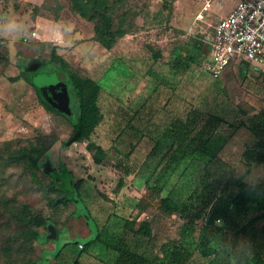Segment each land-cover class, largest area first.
I'll use <instances>...</instances> for the list:
<instances>
[{
	"label": "rangeland",
	"instance_id": "374dc122",
	"mask_svg": "<svg viewBox=\"0 0 264 264\" xmlns=\"http://www.w3.org/2000/svg\"><path fill=\"white\" fill-rule=\"evenodd\" d=\"M206 1L110 0L113 28L130 33L107 50L95 40V23L75 13L70 0H0V264H72L94 237L95 232L88 236L89 226L92 231L98 226L87 218L82 198L73 189L62 197L57 191L62 182L49 174H61L63 166L75 182L84 179L81 195L89 216L103 221L102 228L118 219V236L161 264L165 248L181 242L183 221L161 209L168 193L154 189L152 182L174 145V120L185 119L191 110L225 121L211 147L240 182L264 184V165L248 173L242 163L246 147L264 137L258 125L264 112V73L237 62L220 80L201 72L214 28L238 0H213L205 20L199 21ZM12 22L18 30L9 32ZM191 48L201 51L199 61L175 66L174 56ZM61 60L71 73L102 86L104 119L91 138L106 152L101 166L94 163L89 142L69 145L76 120L48 112L30 83L36 73L60 66ZM240 124L246 127L237 129ZM145 135L150 136L144 140ZM52 141L51 158L46 154L40 160L36 184L25 165L12 157L31 144ZM197 177L198 172L192 186ZM237 192L233 185L224 194L234 198ZM65 199L67 205L62 204ZM30 219L42 224H27ZM147 221L153 230L150 239L138 233ZM244 224L246 238L264 245V190ZM28 228L38 233L36 239L23 236ZM199 233L186 243L194 255L190 264H238L232 254L211 263L202 259L196 248Z\"/></svg>",
	"mask_w": 264,
	"mask_h": 264
},
{
	"label": "trees",
	"instance_id": "16d2710c",
	"mask_svg": "<svg viewBox=\"0 0 264 264\" xmlns=\"http://www.w3.org/2000/svg\"><path fill=\"white\" fill-rule=\"evenodd\" d=\"M70 2L75 13L95 23V40L105 49L111 50L117 40L130 33L123 28H113L110 0H70ZM200 56L201 51L197 48L181 50L174 56L173 63L175 66L184 63L193 64L199 61ZM154 58L158 60L159 54L154 55ZM61 64L49 68L44 73H36L34 77L41 75L44 82L56 91H59L63 84L68 85L72 99L71 116L60 113L45 99L35 85L34 77H31L30 83L48 112L60 114L69 121L73 118L76 120L75 135L77 132L80 134L77 142H89L87 149L94 152V162L102 165L106 152L91 141L92 135L104 119L100 106L102 86L91 77L71 73L64 61ZM224 123L225 121L216 115H205L201 111L191 110L185 119L173 123L170 128L173 131L174 145L163 158L152 187L160 193H168L161 199L160 207L166 214L177 215L183 221L180 230L182 240L165 248L166 258L161 264H190L194 255L186 243L197 232H200L196 245L197 252L208 263L218 261L225 256L231 257L232 254L238 264H264V245L252 244L246 238L244 224L249 218L251 205L256 201L260 191L264 190V184L250 186L240 182L233 168L211 147L213 137ZM258 125L264 128V112ZM243 127H246L245 124H240L237 129ZM55 142L31 144L28 148L17 152L12 157V161L23 163L31 174L33 182L38 184L39 162L49 153ZM242 163L248 173L255 166L264 165V137L246 147L242 154ZM63 169L61 174L53 173V176L63 183L58 185L57 191L63 197L65 192L73 189L81 197L80 189L84 180L74 183L71 174ZM197 172L196 183L192 186V178ZM233 185L238 186V192L234 198H228L224 192ZM121 187L123 184L120 183L119 188ZM68 203V199L62 201L64 205ZM257 219L250 220L248 224L255 223ZM33 221L35 220L30 219L27 224H42L38 219ZM219 222L223 225L219 226ZM200 224H202L201 228ZM119 228V220L116 219L113 225H106L98 230L95 239L83 246L72 264H81L83 254L95 245L117 254L113 264H156L145 252L132 249L124 238L119 237L117 233ZM138 233L150 239L153 234L151 223L143 222ZM23 236L36 239L38 233L28 228ZM240 244L243 248L235 250ZM67 247L65 244L60 253ZM229 247L232 250H229Z\"/></svg>",
	"mask_w": 264,
	"mask_h": 264
},
{
	"label": "built area",
	"instance_id": "2783aa9c",
	"mask_svg": "<svg viewBox=\"0 0 264 264\" xmlns=\"http://www.w3.org/2000/svg\"><path fill=\"white\" fill-rule=\"evenodd\" d=\"M212 5L207 0L197 20H205ZM207 48L202 70L213 80H220L236 62L264 73V0H238L214 28Z\"/></svg>",
	"mask_w": 264,
	"mask_h": 264
},
{
	"label": "crops",
	"instance_id": "0c3cea01",
	"mask_svg": "<svg viewBox=\"0 0 264 264\" xmlns=\"http://www.w3.org/2000/svg\"><path fill=\"white\" fill-rule=\"evenodd\" d=\"M206 49H207V53L205 54V57H204V59L206 58V56H207V54H208V48L206 47ZM201 72L203 73V74H205V75H207V76H209L205 71H203L202 70V66H201ZM181 119L180 118H178V119H176V120H174V123L175 122H179ZM101 125V124H100ZM98 129V128H97ZM150 136V135H149ZM148 135H145L144 136V140L145 139H148L147 137H149ZM153 138V140H155L156 142H157V136L154 134L153 136H152ZM101 147V146H100ZM103 150H104V148H102ZM52 150V149H51ZM51 150L49 151L50 153H48V156L51 158ZM105 151V150H104ZM95 163V162H94ZM96 164V163H95ZM97 165V164H96ZM103 165V164H102ZM98 166H101V165H98ZM63 168H65L70 174H71V172L66 168V166H63V167H61V169H63ZM71 176L73 177V175L71 174ZM71 177V178H72ZM80 180H84L83 178H81V179H79L78 181H80ZM72 181L74 182V183H76V182H78V181H76L75 182V180H74V178H72ZM122 182H124L123 180H120V182L119 183H121V184H123ZM85 183V182H84ZM84 183H83V185H82V187H81V189H80V195L82 194L83 195V189H84ZM119 186H120V184H119ZM118 186V187H119ZM122 188V187H121ZM118 192V191H117ZM117 194V193H116ZM82 195H81V198H82V200L80 201L83 205H85L84 206V212H85V214L87 215V218L89 217V219H90V221H94V222H96L97 223V229L95 230V231H92V229H90V226H89V232H88V236H90V235H92L94 232H95V235H94V237L91 239V240H93V239H95V237L97 236V234H98V230H101L102 229V226L100 225L101 224V222H103V221H101L100 219H97V218H95V217H90L89 216V210H88V207H87V200L84 198V197H82ZM84 196V195H83ZM109 218H110V215L107 217V219L105 220V223L103 224V226H105L106 224H107V222H108V220H109ZM90 221H88V225H89V222ZM90 240V241H91ZM89 241V242H90ZM88 243V242H87ZM86 243V244H87ZM85 244H83L82 245V247L84 246ZM81 246V245H80ZM80 254V252H78L77 253V256ZM116 258H117V254H115V253H113V252H111V251H109V250H107V249H105L104 247H102V246H100V245H95V246H93V247H91V248H89L88 249V251L85 253V254H83V256L81 257V264H113L114 262H115V260H116ZM91 259H93V260H91Z\"/></svg>",
	"mask_w": 264,
	"mask_h": 264
},
{
	"label": "water",
	"instance_id": "95a60500",
	"mask_svg": "<svg viewBox=\"0 0 264 264\" xmlns=\"http://www.w3.org/2000/svg\"><path fill=\"white\" fill-rule=\"evenodd\" d=\"M35 85L40 89L45 99L60 113L67 116L72 115L71 109V96L69 93V88L67 84L60 86L59 91L54 90L52 87L48 86L42 76H37L34 78ZM79 132L69 141V145L77 142L79 138ZM54 170H50L49 174L53 175Z\"/></svg>",
	"mask_w": 264,
	"mask_h": 264
},
{
	"label": "clouds",
	"instance_id": "9594fccd",
	"mask_svg": "<svg viewBox=\"0 0 264 264\" xmlns=\"http://www.w3.org/2000/svg\"><path fill=\"white\" fill-rule=\"evenodd\" d=\"M16 30H18V24L16 22H12V23L8 24L7 31L14 32Z\"/></svg>",
	"mask_w": 264,
	"mask_h": 264
}]
</instances>
